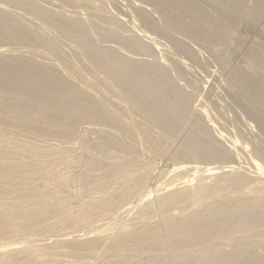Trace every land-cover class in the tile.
I'll return each instance as SVG.
<instances>
[{"label": "bare ground", "instance_id": "1", "mask_svg": "<svg viewBox=\"0 0 264 264\" xmlns=\"http://www.w3.org/2000/svg\"><path fill=\"white\" fill-rule=\"evenodd\" d=\"M137 1L171 23L0 0V264H264V45L228 73L255 108L238 125L196 101L208 61L177 36L229 68L264 0Z\"/></svg>", "mask_w": 264, "mask_h": 264}, {"label": "rangeland", "instance_id": "2", "mask_svg": "<svg viewBox=\"0 0 264 264\" xmlns=\"http://www.w3.org/2000/svg\"><path fill=\"white\" fill-rule=\"evenodd\" d=\"M48 1H52V0H48ZM112 1H113V6L115 8V10H113V11H115V12H118V11H116V8L120 9V11H123L121 9H124L126 7L125 5H127V6H130V8L136 10L138 15L139 14L141 15V11L142 12L145 11L142 14H144V15L148 14V16H150V17H148V16H146V17H148L149 19L152 17L151 19L152 20L154 19L159 25H161L162 23H165V24L171 23V21L167 18V14L165 12H163L159 8L154 7L149 2L141 3V2H138L137 0L136 1L135 0L134 1L133 0H112ZM123 1H125V2H123ZM188 1L189 0H187V2ZM204 1L205 0H190L191 3L194 2L193 4H195V2L197 5H203L204 4L203 6H200V8L201 7L205 8L202 12L205 13V10H207V11L210 10L209 15H214L216 13V10H215V12H213V10L216 8L214 7L213 9H211L212 7L207 5L209 3H207L206 1L204 2ZM257 1H258V3H260V0H257ZM201 3H203V4H201ZM263 10H264V8H263ZM260 12H261V14H259L258 17L261 20H259L257 18H256L257 20H254L255 18L253 20H251L249 18H244V17H243L244 18L243 19L241 15H238V16H240V19L237 18L238 16L236 17L238 19V23L235 22L234 23L235 26H233L234 24L232 25L233 26L232 28L234 29L232 31H234V33H235L234 34L232 32L234 34V37L231 38L230 42H229L230 39L229 40L227 39L228 42H227V40H224L223 41L224 44L222 42L223 46H221V49L223 50V52L221 50V52H222L221 54L223 55V57H221L222 55L220 54V52H219V56L221 59L224 58V56H225L224 59L226 60L227 63L229 62L228 63L230 65V66L228 65L229 68L226 67L227 65L223 66V64H224L223 60L218 61L217 58H215V57H218L217 53L216 52L214 53L215 50L213 51V49H211L210 47L208 48L207 45H205L203 42H200V41L198 42L196 40L193 41L192 39L190 40L189 36H186L183 33L177 34V36L183 40L182 42L185 44V46L187 48H189L193 52L200 55V57H203L205 60L208 61L207 62L208 65L204 66L205 69L203 68V70H204V71H202L203 76L199 73L201 75L199 77H201V78L205 77L208 84L206 86H201V85L198 86L197 83L201 82V78H199V77L197 78V80L199 81L198 82V81H196L195 75H193L194 77L193 76H191V77H192V79L194 78L193 80H195L197 83L195 81L193 82L191 77H190V80L193 83H196V85L193 84L192 87L195 86V89H196V86L199 87L198 88L199 90L197 89V92H195V94L197 93V96H198L197 98H195L196 101L199 99V96H201V97H204V98H202V102H205L208 99L207 102H209V100H210V101H213L215 103L213 105L215 108L211 107L213 109V114L210 112L212 115H219L222 118L224 117V119H225V117H226V119H229L231 117V118H233V120H235V122L242 121V124H243V118L247 117V113H249L250 111L253 112V110L255 109V108L251 109L249 107L247 101H245V99L243 98V96L241 94L238 95V93H240V92L237 93V89L235 87H232L233 86L232 82L229 83L230 80L228 79L229 78L228 73L231 72V70H233V68L235 69L236 67H238V65H239L238 68L242 67V70H243L244 69L243 66H245L244 64H246V62H245L246 57L253 50V47H254L253 45H255L256 43H259V44L263 43L262 45H264V20H263L264 19V17H263L264 13L262 14V11H260ZM145 13H147V14H145ZM212 13H214V14H212ZM261 16L263 17V19L261 18ZM236 18L231 19V23H233L234 22L233 20H235ZM255 21H256V23H255ZM257 24H259V25H257ZM234 27H236V28L238 27V28L236 29ZM245 33H247V35ZM236 34L240 39H237ZM241 34H242V36H241ZM239 35L244 38L243 41L241 40L242 38ZM245 38H246V40H245ZM238 40L239 41L241 40V41L239 42ZM241 42H243V44ZM254 42H256V43H254ZM210 49L212 52L210 51ZM224 50H225L226 54H228V55L223 54V53H225ZM226 57L227 58L229 57L228 61H227ZM218 59H219V57H218ZM225 60H224V62H225ZM230 60H231V62H234V63H231ZM227 69H229V70H227ZM199 74H197V75H199ZM250 77H251V75H250ZM252 78H253L252 80H254V76ZM198 91H200L201 94L198 93ZM239 96H241V97H239ZM195 99H194V101H195ZM203 99L205 101H203ZM215 100H217V101H215ZM200 101L201 100H199V102ZM193 104L196 105L198 103L195 104V102H193ZM209 109H210V107H209ZM239 122L237 123L238 125H239ZM242 124L240 122V125H242ZM94 137H95V135H94Z\"/></svg>", "mask_w": 264, "mask_h": 264}]
</instances>
